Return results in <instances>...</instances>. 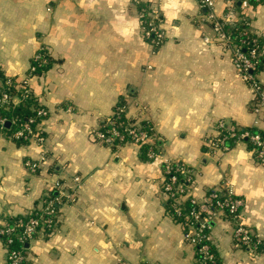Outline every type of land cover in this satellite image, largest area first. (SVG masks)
I'll use <instances>...</instances> for the list:
<instances>
[{"label":"crops","instance_id":"0c3cea01","mask_svg":"<svg viewBox=\"0 0 264 264\" xmlns=\"http://www.w3.org/2000/svg\"><path fill=\"white\" fill-rule=\"evenodd\" d=\"M141 3L158 7L165 35L159 47L145 35ZM214 9L222 16L226 0H215ZM206 11L198 0H0L3 73L22 80L37 53L48 59L29 78L48 111L44 143H19L0 130V226L51 196L60 199L57 229L28 243L26 264H197L182 219L168 208L166 160L191 170L192 196L205 209L228 176L244 200L242 222L264 238V164L253 146L244 140L215 153L206 145L220 120L264 131L254 94ZM243 12L264 31V0L249 1ZM259 79L264 84V72ZM122 104L128 118L148 123L160 157L149 149L142 156L134 141L94 139ZM26 160L38 161V169ZM76 176L82 185L71 199ZM56 181L64 186L55 188ZM234 229L225 213L211 222L220 264H264V250L244 247ZM6 257L0 235V264Z\"/></svg>","mask_w":264,"mask_h":264},{"label":"built area","instance_id":"2783aa9c","mask_svg":"<svg viewBox=\"0 0 264 264\" xmlns=\"http://www.w3.org/2000/svg\"><path fill=\"white\" fill-rule=\"evenodd\" d=\"M236 1L241 3V8L244 10L249 5V0H226V10L222 16H218L215 12V0H198L201 7L205 8L207 18L212 23L217 38L228 47L233 56L234 63L249 85L255 97V105L253 111L259 115L264 116V84L259 79V73L264 72V65L262 69H258L256 61L259 56L264 57V45L259 48L253 45L248 49V53L242 50V46L250 41L257 42L255 38H241L235 40L228 32L226 26L234 25L240 14L243 15V10H239L236 6ZM151 16L149 22L150 28L144 26L146 37L149 39L152 32L155 33L154 38L149 40L159 47L165 38L164 31L161 28L162 18L158 7L152 5L148 11ZM257 35L264 37V31H255ZM37 61V63H35ZM48 59L43 52H39L34 56V62L31 64L28 75L18 80L15 77L7 76L4 80V73L0 66V106L7 107L10 104L18 103L21 97L32 95L29 85V78L36 74L37 67L46 64ZM6 76V75H5ZM14 84L21 92V97L13 92L10 85ZM126 114V106L124 104L118 105L115 109V114ZM38 114L42 115V119L36 123L35 128L31 127L30 123L33 121L31 118L29 123H25L23 127L17 129L14 138H26L29 140H36L40 144L44 143L46 137L41 125L48 111L45 107L40 106ZM12 123H15L14 118H10ZM128 122L115 124L110 117L104 119L100 126L94 131V139L101 141L110 146H116L126 141H134L142 146L144 143L152 142V133L143 129V124L138 119L128 118ZM9 118L0 113V125L3 127ZM123 125V127H120ZM218 132L215 136L207 139L206 145L212 152L224 153L230 149L228 141L233 138L236 144L239 141H244L249 137L250 141L254 144V154L258 161L264 164V139L259 133H251L250 131L237 132V127L233 123L220 120L217 124ZM148 155L151 158L160 157L161 153L158 152L153 146L148 150ZM41 160H45L42 156ZM181 161L163 162V190L168 196L169 202L171 201L174 208V213L182 217L185 225V239L194 244L197 250V261L199 264H216L215 251L210 249L209 229L212 220H214L220 213H225L235 222L234 235L240 240V243L248 248L250 251L258 250V244L264 242L250 227L246 226L242 220V207L244 200L237 195L232 186V181L228 176H225L222 182L223 190H212L208 195L212 199L210 206L205 209L207 214L202 215V205L197 203L196 199L192 196V183H191V170ZM26 166L32 171H36L39 167L38 161L26 160ZM169 173V175H168ZM75 184L72 193H66L68 197L74 199L75 191L82 185V178L74 177ZM55 188L60 189L64 186L63 182L56 181ZM188 200L197 207H192L189 211H185L184 202ZM60 199L58 196H51L47 199L46 203L23 217H19L12 222L4 223L0 226V235L4 238L5 246L7 249V257L4 264H26L27 261V248L28 243L32 241L36 235H51L57 229L58 223V210L57 202ZM212 244V243H211Z\"/></svg>","mask_w":264,"mask_h":264},{"label":"trees","instance_id":"16d2710c","mask_svg":"<svg viewBox=\"0 0 264 264\" xmlns=\"http://www.w3.org/2000/svg\"><path fill=\"white\" fill-rule=\"evenodd\" d=\"M250 2H252L253 4H256L258 3L260 0H249ZM236 6L237 8L239 9L240 8V3L238 1H236ZM140 9L142 10L143 12V16H142V23L145 27L147 28H150V25H149V22L151 21V16L149 15L148 11H149V4L148 3H141L140 4ZM240 10V9H239ZM162 18V17H160ZM226 29L228 30V32L233 36V38L235 40H239L241 38H255L257 40L256 43H254L253 41H250V42H247L245 43L243 46H242V50L245 52V53H248V49L250 47H252L253 45H257L259 48H261L263 45H264V37L261 36V35H257L255 33V29H253L252 26H250V22L247 18H245L242 14H240L239 18L236 20L235 24L234 25H228L226 26ZM156 35L154 32H152V35H151V39L154 38ZM149 38V39H150ZM34 62V61H33ZM35 63H37V61H35ZM263 65H264V57L263 56H259L257 58V61H256V66L257 68L260 70L263 68ZM48 67V63L46 64H42V65H39L37 67V70H36V73H41L43 71L44 68ZM8 77L4 75V80H6ZM10 87L13 89V92H15L16 94H18L20 97L22 95L20 90L18 88H16L14 86V84L10 85ZM124 101V97H121L120 98V101L119 103H122ZM41 105L38 104V101H37V98L34 96V95H28L27 97H24L22 98L21 97V100L18 102V103H15V104H10L9 106L5 107L4 106H0V113L9 118V121L3 125V127H1L0 125V130L6 134H9V135H12L14 134V132L19 129L20 127H23V125L25 123H29L31 118H33V121L30 123L31 127L35 128V125L37 122H39L41 119H42V115H39L38 114V109ZM10 118H14L15 119V123H12L11 119ZM111 119L115 122V124H118L119 123H126L128 122V119L127 117H125V114L121 113V114H114L113 116H111ZM143 124V129L144 130H147L150 134H151V129H150V126L148 125L147 122H142ZM236 127H237V132L238 133H241L243 131H250L251 133H259L261 135V137L264 139V131L260 130L259 128L257 127H241V126H238L237 124L233 123ZM120 127H123V125H121ZM233 138L235 137H232V139H230L228 141V144L230 145V147H232L235 143L233 142ZM16 140L19 142V143H28L30 140L29 139H26V138H16ZM245 141H247L249 143L250 146H253L254 147V144L250 141L249 137H247L245 139ZM150 147V143L146 142L142 145V156H144V153L146 152V150H148ZM145 157V156H144ZM182 163V162H180ZM169 175V173H168ZM210 203H212V199L209 198V201ZM192 207H197L195 206L193 203H191L190 201L186 200L184 202V210L185 211H189V209H191ZM168 208H170V210H172L173 214L176 216V218H179V219H183L182 217L176 215L174 213V208L172 206V203L171 201L168 203ZM202 215H205V207L202 206ZM206 242L210 243V249L212 251H215V248H214V245L211 244V242L209 240H206ZM258 249L259 250H264V242H260L258 244ZM199 254L200 256V253H197V255ZM215 262L216 264H220V260H219V257L217 255V253L215 254ZM199 264V263H197Z\"/></svg>","mask_w":264,"mask_h":264},{"label":"water","instance_id":"95a60500","mask_svg":"<svg viewBox=\"0 0 264 264\" xmlns=\"http://www.w3.org/2000/svg\"><path fill=\"white\" fill-rule=\"evenodd\" d=\"M8 124V123H7Z\"/></svg>","mask_w":264,"mask_h":264}]
</instances>
